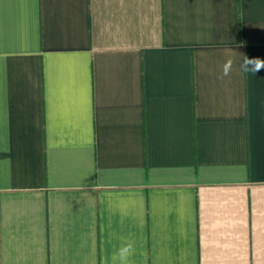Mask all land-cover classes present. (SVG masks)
Masks as SVG:
<instances>
[{"label": "crops", "instance_id": "crops-1", "mask_svg": "<svg viewBox=\"0 0 264 264\" xmlns=\"http://www.w3.org/2000/svg\"><path fill=\"white\" fill-rule=\"evenodd\" d=\"M234 52L264 59V0H0V264H264Z\"/></svg>", "mask_w": 264, "mask_h": 264}, {"label": "clouds", "instance_id": "clouds-1", "mask_svg": "<svg viewBox=\"0 0 264 264\" xmlns=\"http://www.w3.org/2000/svg\"><path fill=\"white\" fill-rule=\"evenodd\" d=\"M235 53V52H234ZM240 57L239 68L243 73L256 74L264 70V59L259 57L249 58L247 55L235 53ZM234 60L229 58L223 64L222 79L230 74L232 71ZM135 255L134 242L131 240H124L121 246L117 248L111 255V264H132V257Z\"/></svg>", "mask_w": 264, "mask_h": 264}]
</instances>
